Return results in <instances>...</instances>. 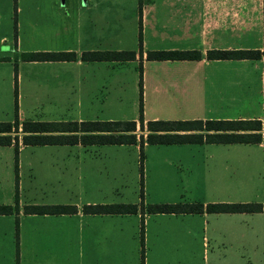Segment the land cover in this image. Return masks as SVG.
Segmentation results:
<instances>
[{"label": "crops", "instance_id": "1", "mask_svg": "<svg viewBox=\"0 0 264 264\" xmlns=\"http://www.w3.org/2000/svg\"><path fill=\"white\" fill-rule=\"evenodd\" d=\"M81 1L82 4L76 3L68 9L69 11L64 12L58 6L57 0H27L25 2L27 18H29V13L42 6L46 7L48 15L47 19L41 21L39 29L33 28V30L24 32L28 47H23L15 22L16 2L0 0V106L7 105V103L13 104V120L10 122L0 120V122L11 124L10 131L4 133L10 135L11 143L0 145V147L13 148L15 178L17 156L21 157L26 146L36 147L29 152L33 156L52 159V162L50 160L45 162L52 163L56 171L44 169L45 177L63 182L66 187L77 190L96 188V191H102L100 185L103 182L123 176L126 165L130 163L131 158L135 157V152L127 147L134 146L138 149L139 161L138 137L141 134L144 138L147 133L146 121L161 120L158 119L157 113H147L144 108L143 114L141 109L137 116L129 115V117H124V120L108 115L99 117L91 113H82V110L107 107L110 93H122L124 88L134 81L133 77L136 74L132 64L135 62L139 67V77L142 74L144 85L148 86L151 97L159 103L161 101L171 102L173 108L180 110L177 114H181V111L182 114H186L180 119H176L178 118L176 115L172 117L173 120L230 118L211 115L207 109L209 106H214L216 101L223 105L228 104L232 94L238 92L239 88L240 91L249 89L253 71H249L247 66L250 68V64L255 60L264 62L263 55L258 59L206 58L208 50H262L264 46L262 42L264 39V0L139 1L140 17L137 20V27L130 21L128 32L133 35L132 40L134 36L136 37V42L128 47L123 45L126 34L119 31L126 23L114 21L115 15L119 13L118 6H125V4H120L122 1ZM129 2L131 6V0ZM18 10L21 11V8ZM98 10L100 13L103 12L104 16L106 15L105 20L98 19L96 15ZM108 17H111L113 22L107 21ZM116 18L118 20L119 17L116 15ZM31 23L34 24L35 21L31 20ZM103 25H105L104 28ZM255 28L256 30L258 28V31L255 32ZM109 29L113 31L109 32ZM33 32L38 33L37 38L41 40L40 42L48 45L33 47L30 44L36 36ZM138 32L141 37L140 55L137 54V46H135ZM110 39L117 41L112 48L103 45L107 44ZM54 40H61L63 44L59 47H52L54 42L51 41ZM127 48L135 52L133 60L82 61L80 59L83 51L126 50ZM149 50H196L199 56L192 60H146L145 51ZM39 51L73 52L74 57L70 60L58 61L20 59L21 53ZM152 61H158V63L154 64V68L146 69V64ZM122 65H130V68L125 70L121 68ZM237 68L243 70H237ZM132 71L134 76L131 74ZM257 76L260 84L261 71H258ZM108 88L111 90L108 91ZM144 94L146 96V92ZM115 100L114 103L119 101V97ZM17 105L18 108L23 107V109L76 111L73 113L74 116L67 117L68 120L66 118L22 120L17 118ZM197 109L200 113L197 111V113H190L193 115H187L189 114L187 110ZM140 120L143 125L142 130L139 127ZM14 121L17 123L16 128L13 126ZM24 121H134L135 129L131 133L135 134L136 141L132 144H83L79 141L63 144H23L21 136L25 133L21 130V124ZM136 130L139 133H136ZM60 133L77 136L82 134L57 131L42 134ZM14 136H16V148L13 144ZM144 144L147 143L143 141ZM152 145H173L175 147L167 148L166 153L183 161L184 164L181 163V166L184 171L181 170L182 174L185 172L184 177L188 182L207 191L215 189L229 191L244 182V176H233L236 169L242 170V167L250 166L252 150L248 146L256 147L254 152L261 155L262 141L258 143ZM204 145L206 148H197ZM140 152L142 153V147ZM1 156H4L5 162L12 159V154H9L7 150H0V158ZM257 158L253 160L257 164L254 168L260 174L261 163L259 164L260 158ZM142 159L143 155L141 166ZM225 170L234 171L233 176L223 175ZM141 173L138 174L140 181ZM179 179L182 180V177ZM16 185L17 180H15V188ZM88 202L85 201L81 205L65 204L74 205L76 212L62 215L23 213L25 205L54 204L19 205L17 199L10 204L0 203V205L15 207L14 212L10 214H0V264H17V262L18 264L135 263L139 260L140 243L137 236L141 221L143 244L145 242L146 249L156 244L159 249L158 253L154 254L155 257L163 252L164 244L172 242L176 245L177 252L183 253L187 259L189 248L198 241H196V236L200 237L203 246L208 243L206 230H209L211 236L209 240L214 245L242 246L250 242L252 235L260 239L264 245L262 242L264 205L262 203H260L261 210L257 212L207 213L203 211L147 214L144 210L147 204H142L140 201V204H133L138 207L142 206L143 213L139 208L136 213L132 214H83L81 212L83 204H95L92 201ZM201 228L203 234L199 233ZM161 257L164 258V255Z\"/></svg>", "mask_w": 264, "mask_h": 264}, {"label": "rangeland", "instance_id": "2", "mask_svg": "<svg viewBox=\"0 0 264 264\" xmlns=\"http://www.w3.org/2000/svg\"><path fill=\"white\" fill-rule=\"evenodd\" d=\"M26 1L27 0L15 1V5L17 7V11L15 13L17 34L20 36L23 47H28V44L26 43V39L24 37V32L28 30H33V28L37 29L38 26L41 24V21L47 19L48 15L46 12V7L42 6L38 9H34L33 12L28 14L29 18H27V4L25 6ZM120 1H122L120 2V4H125V6H118L117 9L119 13H117L116 15L119 18L117 20L115 15L114 21H124L126 23L122 27V30L119 31H123V34H126V37L124 39L125 44L123 45H125V47H128V45H130L131 43H133L131 45H134L136 42V37L134 36V40H132L133 35L128 33L129 22L132 21V25L134 24L137 27V20L140 17L139 1L143 0H131V6L129 0ZM61 2L64 4L62 5ZM76 3L82 4V1L57 0L58 6L64 12L69 11L68 9H70ZM18 8H21V11H19ZM96 13L99 20H105L106 15L104 16L103 12L100 13V10H98ZM31 20L35 21L34 24H36V26L31 23ZM106 20L109 22H113V20H111V17H108ZM119 25L121 24L119 23ZM102 27L104 28L105 25H103ZM111 31H113V29H109V32ZM256 31H258V28L257 30L255 28V32ZM33 34H36L33 39V42L30 43L31 45H33V47H36L37 45L42 47L48 45L46 43L40 42L41 40L37 38L38 33L33 32ZM50 40H52L51 37ZM263 40L264 39H262L264 45ZM69 41L70 40H68V42ZM51 42H54L52 44V47H59L63 44L61 40H54ZM116 43V40L112 41L110 39L107 44L103 45H107V47L112 48L114 47V45H116ZM135 46H137V44ZM128 49L129 48H127L126 50ZM157 63L158 61H152L151 63H147L146 69H150L152 67L154 68V64ZM122 66L123 67L121 68L125 70H128V68H130V65ZM19 68L23 67L19 66ZM132 68L136 74L134 76V72H131V74H133L134 76V81L129 84L126 88H124L122 93H110V99L108 104L106 105L107 107H104L102 109L97 108L91 110H82V113H91V115H97L99 117L108 115L117 118L118 120H124V117H129V115L137 116L139 114L138 108L141 107L142 114L145 108V111L147 113H157V115H159L158 119L161 120H173L172 117H175L176 115L178 117L176 119H180V117L186 115L182 114V111L181 114H177L180 112V110L173 108V103H166L165 101H161V103H159L155 98H152V95H150L149 93L148 86L144 85V78H142V74L141 77H139V67L136 65V62L132 64ZM247 69L249 71H253L250 88H247L245 91H240L239 88L237 90L238 92L232 94L230 102L226 105H223V103H218V101H216L217 103H215L214 106L208 107V113L221 117H230L222 119H250L247 117L258 116L259 118L256 119H259L261 121L264 120V62H259L255 60V62L250 64V68L249 66H247ZM237 70L243 69L237 68ZM258 71H261L262 75V80L260 84L257 76ZM110 90L111 89H109L108 91ZM144 92H146V96ZM117 97H119V101L114 103ZM75 111L76 110L62 109H23V107L18 108L17 105V118L22 120H53L59 118L67 119V117H70V115L74 116L75 114L73 113ZM187 111L189 113L187 115H193L190 113H197V111L198 113H200L198 109ZM0 120L8 122L13 120V104L7 103V105L0 106ZM260 132L264 133V129L262 128ZM136 133H139V131L136 130ZM143 133H145V131H143ZM263 144L264 143L262 142V147H260L261 155H258L254 152V148L256 147L248 146V148H251L252 150V153L250 155L252 162L250 166L242 167V170L240 168L236 169L234 176L232 174V172L234 171L225 170V172H223V175L228 177H245L244 182L242 184L235 186L229 191L223 189L207 191L188 182L184 177L185 172L184 174H182V170L184 168L183 166H181V163H183V161L180 158L177 159L171 154L166 153V151L168 150L167 148H175L173 145L144 144L142 146L143 159L141 181L139 180L138 176V174H140L138 166V149L134 148V146L127 147L130 150H133V152H135V157L131 158V164L128 163V165H126V171L124 172L123 176L117 177L115 180L111 179V181L103 182V184L100 185L101 189H103L102 191H96V188H94L93 190L72 189L66 187L63 182H58L57 180L45 177L46 175L44 173V169L56 171L52 163L48 164L45 162H48L49 160L50 162H52V159L47 157H40L37 155L33 156L29 152L30 150L36 147L32 146H26L24 151L21 153V157H19V155L17 156V169L15 178L13 148L8 146L0 147V150H7L9 154H12V159L10 157L9 159L11 160H7L6 162L4 161V156H1L0 158V203L10 204L13 203L15 199H17L19 205H81L82 203H85V201H92L93 203L115 202L136 204H140V201L142 202V204L175 203L178 201H182L185 203L258 202L264 205ZM197 148H206V146H199ZM257 157L260 158L259 164L261 163L260 174L259 171L254 168L257 165L254 162L258 159ZM178 176L182 177V180L179 179ZM15 180H17L16 188ZM199 233L203 234L202 228L201 230H199ZM205 235L207 236L208 243L203 246L201 244L200 237L196 236V241H198L193 243V245L189 248V252L187 253V259L183 253L177 252L176 245L172 242L164 244V250L158 257L154 256V254H157L159 250L157 244L154 247L148 246L147 250V246L144 242L143 264H264V245L261 243L260 239L258 240L256 237H254V235H252V238L249 243L244 244L242 246L232 245L231 247L223 244L214 245L209 240V237H211L209 235V230H206ZM262 239V242H264V235L262 236ZM148 251L151 252V254ZM138 255L139 260H136L135 263L131 262L126 264H141L140 246L138 249ZM161 255H164V258H162Z\"/></svg>", "mask_w": 264, "mask_h": 264}, {"label": "trees", "instance_id": "3", "mask_svg": "<svg viewBox=\"0 0 264 264\" xmlns=\"http://www.w3.org/2000/svg\"><path fill=\"white\" fill-rule=\"evenodd\" d=\"M15 3V0H13ZM137 54H141V37L137 35ZM264 56V46L262 50H208V59H258ZM135 52L133 50H104V51H83L80 54L82 61H126L133 60ZM199 52L196 50H149L145 51L146 60H192L197 59ZM73 52L66 51H45V52H24L20 59L24 61L45 60L58 61L73 59ZM141 112V108L139 109ZM17 127L16 121L13 122ZM11 124L0 122V145H9L11 137L4 134L10 131ZM142 130V121H139ZM264 129V120L259 119H184V120H149L145 123L147 133L144 138L140 134L139 143V169L142 171L141 147L143 141L147 144H184V143H264V134L260 133ZM135 129L134 121H67V122H31L24 121L21 130L25 133L21 136L23 144H63L80 143L87 144H132L135 143V134L131 133ZM80 132L75 134H42L43 132ZM93 133V134H87ZM14 148H16V136L13 137ZM264 146V144H263ZM142 194V193H141ZM142 206L133 203H95L83 204L81 212L83 214L96 215H120L136 213ZM260 203H184L172 204L159 203L147 204L144 210L147 214L154 213H234V212H257L260 211ZM15 207L0 205V214H10ZM76 212L74 205L54 204V205H25V214H49L62 215ZM140 243V261L143 264V225L140 222L138 231Z\"/></svg>", "mask_w": 264, "mask_h": 264}, {"label": "water", "instance_id": "4", "mask_svg": "<svg viewBox=\"0 0 264 264\" xmlns=\"http://www.w3.org/2000/svg\"><path fill=\"white\" fill-rule=\"evenodd\" d=\"M62 3V2H61Z\"/></svg>", "mask_w": 264, "mask_h": 264}]
</instances>
